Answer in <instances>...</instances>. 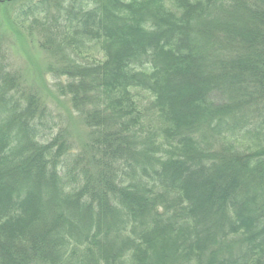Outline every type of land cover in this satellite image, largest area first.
<instances>
[{"label": "trees", "instance_id": "1", "mask_svg": "<svg viewBox=\"0 0 264 264\" xmlns=\"http://www.w3.org/2000/svg\"><path fill=\"white\" fill-rule=\"evenodd\" d=\"M21 1L90 141L0 39V264H264V0Z\"/></svg>", "mask_w": 264, "mask_h": 264}, {"label": "rangeland", "instance_id": "2", "mask_svg": "<svg viewBox=\"0 0 264 264\" xmlns=\"http://www.w3.org/2000/svg\"><path fill=\"white\" fill-rule=\"evenodd\" d=\"M22 5L21 1L0 7V39L8 51L12 68L22 75L25 87L41 95L46 106L53 112L57 126L67 132L75 148L84 149L90 141L89 131L68 100L60 97L55 90L56 80L48 71L55 60L39 45V40L43 38L42 26L33 27L29 23L19 29L11 23L14 8Z\"/></svg>", "mask_w": 264, "mask_h": 264}]
</instances>
